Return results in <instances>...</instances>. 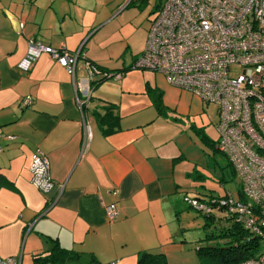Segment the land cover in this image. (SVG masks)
<instances>
[{
	"label": "crops",
	"instance_id": "1",
	"mask_svg": "<svg viewBox=\"0 0 264 264\" xmlns=\"http://www.w3.org/2000/svg\"><path fill=\"white\" fill-rule=\"evenodd\" d=\"M91 10L88 0H0L2 258L17 254L16 249L4 244L6 235L22 239L25 227L27 239L45 235L43 257L54 241L77 256L94 244L109 252L107 240L118 241L128 246L112 251L110 259L118 264H123L126 256L137 259L140 250L160 252L167 262V251L180 246L171 241L177 245L167 248V238L154 246L155 240L164 237L167 214L170 217L175 209V219L181 221L177 216L181 200L177 193L184 197L189 179L194 180L196 174L198 153L185 150L189 143L183 144L180 120L170 119L165 108L160 115L154 114V109L145 110L137 120L135 110L118 105L120 95L110 96V89L99 87L86 106L79 108L70 75L48 53H40L27 70L18 67L27 56L30 40L67 51L77 50L81 42L85 44L91 37ZM137 53L132 54L130 65ZM108 64L124 66L118 61L103 65ZM119 80L117 91L132 93L130 82ZM163 80L154 77L149 83L160 91L154 105L163 101L167 107L163 100L167 83ZM116 88L111 92L115 93ZM25 99L30 103L24 104ZM153 103L143 109L154 108ZM127 116L132 117L123 120ZM36 148L45 153L55 183L48 192L37 191L30 183L29 166ZM223 155L224 165H229ZM59 184L63 185L61 191ZM113 189L116 195L110 192ZM194 193L201 194L202 190ZM110 202H116L119 209L113 220L106 217L105 206ZM34 229L38 235L33 234ZM182 233L184 240L191 241L199 235L191 230ZM43 257L40 260L49 262ZM66 259L50 263L64 264Z\"/></svg>",
	"mask_w": 264,
	"mask_h": 264
},
{
	"label": "built area",
	"instance_id": "2",
	"mask_svg": "<svg viewBox=\"0 0 264 264\" xmlns=\"http://www.w3.org/2000/svg\"><path fill=\"white\" fill-rule=\"evenodd\" d=\"M79 51L80 47L70 52L30 40L27 56L18 67L27 70L40 53H48L70 75L75 104L82 108L91 97L93 83L105 74L85 61L82 69L86 74L77 76ZM132 67L153 70L170 85L216 108V147L228 158L241 187L234 197H189L186 202L203 215L211 214L217 202L215 210L227 208L243 227L262 235L264 0H161L157 14L150 20L144 48ZM111 77L120 79L122 74ZM84 130L90 131L86 125ZM87 138L89 134L85 141ZM29 173L30 183L38 191L48 192L55 186L48 159L39 148L31 157ZM58 187L61 191L63 185ZM110 192L117 194L115 189ZM105 211L108 220L119 215L116 202L108 203ZM0 264H21L20 255L0 257ZM236 264H264V250Z\"/></svg>",
	"mask_w": 264,
	"mask_h": 264
},
{
	"label": "rangeland",
	"instance_id": "3",
	"mask_svg": "<svg viewBox=\"0 0 264 264\" xmlns=\"http://www.w3.org/2000/svg\"><path fill=\"white\" fill-rule=\"evenodd\" d=\"M88 1H90L92 7V12L90 17H88L91 24L90 27H92L91 37L85 42V48L78 59V70L82 66L81 71H77V75L83 76L86 74L82 69L85 60L95 65H103L114 61L123 63L124 66L130 65L132 54L144 48L150 20L157 14L161 0ZM129 1L130 3L127 5ZM120 73L122 74V79L130 82L129 90L132 93L126 94L122 90L117 91L116 84L120 80L114 77L103 80L96 88L99 87L101 90L110 89L108 91L110 96L117 97L120 95L121 103L117 104L122 109L135 110L136 112L133 115H135L137 120L146 111L154 109V114L160 115L163 114L162 110L165 108L170 119L178 118L184 127V131L182 129L183 144L189 143L186 145L185 150L198 153L199 158L194 170V172L196 171L194 180L189 179L190 185H188L189 188L184 197H182V193H177L178 198L180 197L181 199H179L180 204L177 216L181 221L178 222L175 219V209H173L174 211L170 217L167 214L166 230L163 233L164 237L160 241L155 240L156 245L154 246H158V244L164 242L167 238V248L177 245L171 241L180 243V246L177 245L172 251H167L168 264H201L197 249L199 246L205 244L206 241H191L189 238L184 240L182 232L186 233L191 230L194 234L201 235L203 233L202 224L204 217L201 213L188 206L186 198L196 195L194 192L197 189L202 190L201 195L205 192L221 196L231 194L234 197L237 189L241 187L239 176L235 173L232 175V168L228 164L224 165V155L217 148V150L215 149L219 137L215 125V121L218 119L217 112L212 104H206L197 96L192 95L186 90H180L168 82H166L167 93L165 91L163 93L165 97L163 100L166 102L167 107L163 106L165 105L163 101L159 106H156L153 102L158 100L156 93H160V91L155 90L154 83L151 85L149 80L152 81L156 77L166 81L164 77L160 76L161 74L153 70L141 68H131L124 73ZM161 87H163L162 84ZM115 88V93L111 92ZM123 88L127 90L125 89L126 87ZM152 103L154 108L149 106V109H143L144 106L151 105ZM131 117L127 116L123 120ZM31 185L34 187L32 183ZM36 190L38 191V189ZM202 196L204 199L210 198L209 195L203 194ZM27 229V227H25V230L23 229L22 239L13 240L11 239V234L6 235L7 238L4 240V244L16 249V255L20 254V257H23L21 264H55L40 260L43 257L42 251L46 248L45 235H39L41 238L34 240H32V236L27 239ZM149 231L155 232L152 229ZM32 232L34 235H38L35 229ZM16 238H18L17 235ZM106 243L109 245V252L103 251L104 249L101 245L94 244L89 247L88 251H83L80 256L66 259L68 261L64 264H94L91 263V256L101 264H118V262L111 261H114V259H110L112 251L114 249L120 250L121 247L127 249L128 246H122L118 241L114 242L110 239ZM37 255L40 258L35 259ZM136 260L134 257L126 256L123 264H136Z\"/></svg>",
	"mask_w": 264,
	"mask_h": 264
},
{
	"label": "trees",
	"instance_id": "4",
	"mask_svg": "<svg viewBox=\"0 0 264 264\" xmlns=\"http://www.w3.org/2000/svg\"><path fill=\"white\" fill-rule=\"evenodd\" d=\"M129 3L130 1L127 3V5ZM83 45L84 42H81L79 46L80 51L78 58H80V56L82 55ZM85 61L93 64L88 60ZM95 66H97L105 75H102L93 83L92 92L98 84H100L103 80L111 77V75L120 72L124 73L125 71L133 68L132 64L130 66L115 64ZM229 165L231 166L230 163ZM203 194L209 195L210 198H221L224 196L211 195V193L205 192ZM202 195L196 194L193 197L203 199ZM216 203L217 202L213 204V210L211 211V214H201L204 217L202 224L203 233L199 235L195 240L206 241L205 244L199 246L197 249L201 264H236L244 259L253 257L257 252L263 251L264 231H262V235L250 232V230L246 229L240 224L235 216H233L232 212L227 211V208L220 206L219 204L220 207L215 210ZM54 242L55 244H53V246L50 248L49 254L44 257L45 260L49 262H63L66 258H74L77 256L75 255L76 253H71V251L59 247L56 241ZM35 258H40V256ZM91 263L101 264L92 256ZM136 264H167V262L165 256L160 252L140 250L137 253Z\"/></svg>",
	"mask_w": 264,
	"mask_h": 264
}]
</instances>
